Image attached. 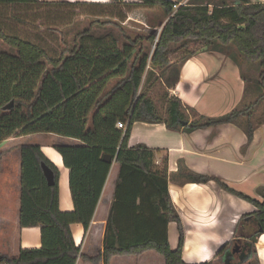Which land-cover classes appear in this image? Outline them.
I'll return each instance as SVG.
<instances>
[{"label": "trees", "instance_id": "16d2710c", "mask_svg": "<svg viewBox=\"0 0 264 264\" xmlns=\"http://www.w3.org/2000/svg\"><path fill=\"white\" fill-rule=\"evenodd\" d=\"M177 6L174 9L173 6ZM0 6L12 9L56 7L78 10L98 9L96 19L78 32L69 47L49 52L26 37L6 34L1 27L0 44V143L11 137L51 134L73 138L78 145H61L55 149L69 170V189L73 209H59L58 170L36 144H22L20 150L19 226L39 227L40 246L20 248L16 258H0V264H75L80 246L72 236L71 225L80 224L87 231L111 163L119 165L113 201L106 221L103 251L96 257L81 256L97 264H109L116 255H140L152 250L165 264L182 261L183 230L179 215L167 187V156L155 165V151L143 145L128 147L135 122L162 123L171 131L191 132L223 124L242 125L245 147L253 138L252 116L264 101V3L248 0H109L104 4L85 2L47 4L40 0H0ZM163 11L167 20L160 31L132 35L121 24L135 8ZM91 12V11H90ZM23 23V22H22ZM94 26V31L90 27ZM96 30V31H95ZM193 49H189V45ZM229 46L247 63H257L253 90L255 98L243 101L229 113L219 117L198 114L170 95L179 78V66L199 50L221 51L233 59ZM182 51L180 64L170 62L172 53ZM160 75L155 77V71ZM249 85L250 78L240 71ZM163 76V77H162ZM144 77L163 86V111L148 95ZM13 102L11 109L4 107ZM123 123L124 131L116 127ZM184 123H187L184 125ZM112 162V161H111ZM44 163L53 173L49 186L41 169ZM100 169L98 183L94 175ZM193 183L213 181L222 190L251 202L255 210L242 216L252 221L253 230L246 241L226 243L217 251L215 260L230 246L243 244L249 264H258L254 244L264 233V188L256 193L258 202L236 193L219 178L188 172ZM174 222L178 245L172 250L167 228ZM244 254L240 259H244ZM214 260V261H215ZM204 264H213V262Z\"/></svg>", "mask_w": 264, "mask_h": 264}, {"label": "crops", "instance_id": "0c3cea01", "mask_svg": "<svg viewBox=\"0 0 264 264\" xmlns=\"http://www.w3.org/2000/svg\"><path fill=\"white\" fill-rule=\"evenodd\" d=\"M40 1L47 4H104L109 0ZM248 1L252 4L264 3V0ZM166 20L167 18L159 25L162 27ZM227 48L233 59L226 56L223 49L212 51L203 48L181 63L178 81L168 90L169 94L177 97L183 106L209 117L225 115L242 101L255 96V90L246 88L240 66L235 61L242 62L248 72L253 73L254 70L238 56L233 46ZM154 73L155 77L159 76L157 71ZM249 77L256 80V77ZM263 104L264 101L260 105ZM252 121L255 129L252 141L247 147L241 124H223L191 132L171 131L162 123L135 122L132 125L128 147L140 144L155 151V165L158 167L163 157L167 156V187L182 225L181 256L186 264L212 262L220 247L232 241H246V237L252 233L250 219L243 222L245 227L240 222L242 216L255 210L251 202L222 190L213 181L193 183L185 178L188 172L217 177L236 193L261 202L262 198L256 190L264 188V120L258 122L252 116ZM33 136L37 137L36 134L11 137L0 143V148H4L0 150V258H16L20 248L40 246L39 227L21 229L19 226V146L23 143L16 142ZM46 137L51 138V144L45 142L46 140L26 144L39 145L57 168L59 209L69 212L73 209L68 184L69 170L64 166L55 147L78 145L80 142L56 135ZM118 170L119 165L112 160L87 231L84 232L80 224L71 225L74 242L80 246V257L75 264H92L81 256L96 257L103 251L105 226L113 201ZM100 176L98 169L94 175V183L100 181ZM167 235L170 248L174 250L178 245V231L174 222L168 224ZM254 247L258 264H264V233L258 236ZM109 264H165V260L155 251L149 250L140 255L113 256Z\"/></svg>", "mask_w": 264, "mask_h": 264}, {"label": "rangeland", "instance_id": "374dc122", "mask_svg": "<svg viewBox=\"0 0 264 264\" xmlns=\"http://www.w3.org/2000/svg\"><path fill=\"white\" fill-rule=\"evenodd\" d=\"M91 11V12H90ZM98 11V9L87 10V15H82L81 11L78 10H71L68 8H56V7H43V8H34L28 6H20L14 9L10 7L0 6V15H1V27L3 28L4 32L9 35H17L20 37H26L30 41L40 44L49 52H55L63 47H69L72 44V39L76 33L88 28L90 24L99 19L100 21H107L106 18L101 17L97 18L95 15H91L92 12ZM165 16L161 9L154 8V9H146V8H135L130 11L127 15V19L124 23L121 24L124 31L130 33L132 35L135 34H147L149 32H159L161 26L159 23L164 21ZM23 22V23H22ZM91 30L94 31V26L90 27ZM96 31V30H95ZM194 46L191 44L189 45V49H193ZM0 49L2 51H7L8 48L5 45L0 44ZM182 56V51H178L172 53L170 55V62L174 64H180V58ZM237 65L240 66V71L244 72L245 75L249 77H257L256 72L258 74L259 67L257 63H249L250 67L254 70V72H248V69L241 64L240 61H235ZM160 75V72L157 70ZM254 74V76H253ZM163 77V76H162ZM249 81L248 88H253L255 81L251 77ZM145 82L146 87L148 84L151 83L149 87L148 95L153 99L157 108L163 111V104L161 100V96L165 89L159 81L156 82L153 78L149 79L144 77L143 83ZM254 96H250L247 100L243 101L244 104H250ZM264 106V104H263ZM262 105H259L256 111L254 112L253 116L254 119L257 118V121L260 122L264 120V108ZM253 123V121H252ZM254 125V123H253ZM255 126V125H254ZM52 136L51 134H36L37 137H28V138H21L20 142L17 143H34L40 140L51 144V138L46 136ZM45 136V137H44ZM4 148H0L2 150ZM13 158V155H11ZM8 165H11L8 164ZM245 227V224L242 223ZM240 225V226H241ZM240 234V231H238ZM234 245L237 247L235 248ZM243 244L238 242L237 244L234 243L230 246V249H235L234 254H229V252H225L222 258H218L213 262V264H249V257L244 252V259H240L239 253L243 255V251L241 250ZM240 249V250H238ZM232 251V250H231ZM251 264H254L251 262Z\"/></svg>", "mask_w": 264, "mask_h": 264}, {"label": "water", "instance_id": "95a60500", "mask_svg": "<svg viewBox=\"0 0 264 264\" xmlns=\"http://www.w3.org/2000/svg\"><path fill=\"white\" fill-rule=\"evenodd\" d=\"M176 1L180 2L181 0H176ZM12 105H13V102L11 101L8 105H6L4 107V110L11 109ZM186 124L187 123H184V125H186ZM103 160L106 163H111L112 158H111L110 155H104L103 156ZM41 169H42V172L44 174V177L46 178L47 184L49 186L53 185L54 184V180H53V173H52V171L44 163H41Z\"/></svg>", "mask_w": 264, "mask_h": 264}, {"label": "built area", "instance_id": "2783aa9c", "mask_svg": "<svg viewBox=\"0 0 264 264\" xmlns=\"http://www.w3.org/2000/svg\"><path fill=\"white\" fill-rule=\"evenodd\" d=\"M174 7V9H176L177 8V6L175 5V6H173ZM116 127L118 128V129H120V130H122V131H124L125 130V128H126V126L123 124V123H121V122H117V124H116Z\"/></svg>", "mask_w": 264, "mask_h": 264}, {"label": "flooded vegetation", "instance_id": "af4514ba", "mask_svg": "<svg viewBox=\"0 0 264 264\" xmlns=\"http://www.w3.org/2000/svg\"><path fill=\"white\" fill-rule=\"evenodd\" d=\"M236 244H237V243H236ZM234 247L236 248L237 246H236V245H234ZM231 250H232V251H231V252H232V254H234V253L236 252V251H235V249H233V248H232ZM238 250H240V249H238ZM243 254H244V252H243ZM238 255L240 256L241 254L239 253Z\"/></svg>", "mask_w": 264, "mask_h": 264}]
</instances>
